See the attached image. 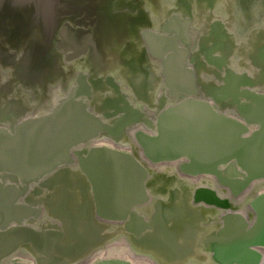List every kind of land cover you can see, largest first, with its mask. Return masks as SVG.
I'll return each mask as SVG.
<instances>
[{
	"label": "flooded vegetation",
	"instance_id": "af4514ba",
	"mask_svg": "<svg viewBox=\"0 0 264 264\" xmlns=\"http://www.w3.org/2000/svg\"><path fill=\"white\" fill-rule=\"evenodd\" d=\"M64 1L62 30L79 29L90 39L86 46L85 42L73 46L69 53L58 49L61 59L56 61H51L48 54L44 67H47L46 79L38 80L39 67L26 62L27 52L25 54L24 50L18 48V44L28 38L23 34L25 29L22 22L20 24V20L15 19L16 23H10L4 27L6 29L0 27V126H10L14 120L21 118L23 112L34 113L39 102L42 104H39L40 108L35 112H47L58 99L70 93H76L79 98L88 101L87 89L91 95L89 107L112 127L114 122L126 115L128 109L137 111L131 124L119 135L111 136L104 131L95 140L130 148L135 135L132 131L136 126L139 129H150L160 109L178 101L170 95L172 89L165 83L161 58L153 55L150 45L152 42L148 36L150 33L169 42L175 41L181 48L188 42L185 63L194 74L196 98L224 109L228 115L235 116L231 107L224 102L216 104L213 99L229 78H232L229 72L239 78L241 88L248 84L244 76L250 78L249 84L255 89L264 91V0H172L168 11L163 7V0ZM54 27L55 24L48 21L44 28L51 40ZM29 28L32 30L33 26ZM110 37L113 38L109 43L111 48L106 52L105 47ZM28 40L27 48L29 43L31 45L27 51H31L33 41ZM68 56L72 58L69 59ZM55 62L57 65H53ZM155 76L159 80L153 81L150 89V81L146 82V79L153 80L156 79ZM109 77L116 79L118 88L108 81ZM137 85L150 89L148 95L144 88ZM176 93L181 96L180 92ZM91 146L92 144L80 146L74 149V153L87 150ZM73 155L76 164L62 167L57 178L55 175L45 185L32 188L27 204L42 210V215L27 223L38 228L51 225L62 228V224L54 218L60 211V207L56 206H64V214L68 212L75 215L80 210L83 219L80 220L79 235L73 233V227L66 234L67 238L75 241L72 244L76 245V249L70 251L69 258H46V262L39 261L37 264H84L102 257L105 252L101 248L104 245L108 247V243L115 245L114 249L106 251L110 253L104 255L106 257H116L119 254L129 258L132 255H148L153 252L147 247H154L155 244L162 246L165 240L171 238L174 222L170 223V211L166 207L178 205L177 212H181L185 205L192 210L198 207L189 202L191 195H195L202 183L182 174L176 164H150L151 176L148 177L146 188L149 184L154 199L150 203L153 205H147L148 200L135 209L142 221L135 223L128 216L125 221L111 222L113 224L109 225L102 223L97 215L94 220L87 214L86 209L92 199L90 185L78 166V157ZM207 179L208 182L212 180L213 188L223 200L231 197L227 186L221 185L215 178ZM260 187L261 184H256L253 188L261 191ZM222 206L202 205L205 211L202 217L189 216L193 226L200 223L206 229L204 234L213 232L221 217L230 211ZM66 219L65 223L68 222L70 228V219ZM188 229H192L190 223L186 225V230ZM188 231L184 236L178 233V248L171 243L170 254H190L191 262L186 264H215L209 253L196 247L197 241L190 245L191 231ZM154 235L158 236L156 241L153 240ZM123 238L127 240L128 246L119 240ZM136 242H139L138 248L132 244ZM169 244L170 242L167 243ZM162 247L159 253L163 257L162 253L168 250ZM86 257L87 260L80 262Z\"/></svg>",
	"mask_w": 264,
	"mask_h": 264
},
{
	"label": "water",
	"instance_id": "95a60500",
	"mask_svg": "<svg viewBox=\"0 0 264 264\" xmlns=\"http://www.w3.org/2000/svg\"><path fill=\"white\" fill-rule=\"evenodd\" d=\"M64 3V0H0V27L18 19L25 29L23 34L33 41L31 51H27L31 43L24 49L25 61L39 67V81L48 54L51 61H56L58 49L69 53L73 46L84 42L86 46L90 39L79 29L62 30ZM48 21L55 24L52 40L44 30ZM148 36L154 57L162 60L165 83L172 89L170 95L178 101L161 108L150 129L135 133L133 152L92 145L74 153V149L92 144L104 131L111 136L119 135L137 115V111L128 109L112 127L89 107L91 95L87 89L88 101L70 93L58 99L47 112H35L42 104L39 102L34 113L23 112L10 126H0V264H25L19 259L23 254L32 257L34 264L46 258L65 259L76 249L72 244L75 241L66 234L72 227L74 234L79 233L83 219L80 210L75 215L68 212L65 215L62 212L65 207L57 205L60 211L54 218L63 227L38 228L28 223L39 219L42 210L27 204L32 188L45 185L55 175L57 178L62 167L76 164L73 154L90 185L92 199L86 206L87 214L93 219L97 215L102 223L125 221L128 216L135 223L142 221L135 209L150 199L146 188L149 173L142 156L155 163L179 161L181 170L189 175H213L234 196L253 182L264 180V91L255 89L249 84L250 78L244 76L248 84L241 88L239 78L229 72L232 78L213 101L227 103L235 115L230 116L224 109L196 98L194 74L185 63L188 42L181 48L175 41L161 39L154 33ZM155 78L146 79L150 81V89L153 81L159 80L158 76ZM108 81L119 87L113 77ZM141 85L137 86L148 95L150 89ZM222 205L228 206V202ZM248 208L246 213L230 212L221 217L218 227L201 240V248L208 250L214 262L261 263L264 192L254 196ZM67 217L70 228L65 223ZM126 263L109 260L96 264Z\"/></svg>",
	"mask_w": 264,
	"mask_h": 264
},
{
	"label": "bare ground",
	"instance_id": "6f19581e",
	"mask_svg": "<svg viewBox=\"0 0 264 264\" xmlns=\"http://www.w3.org/2000/svg\"><path fill=\"white\" fill-rule=\"evenodd\" d=\"M167 1L168 0H163L162 4L163 3L165 4V5L163 4V7L168 11V9H170V8L166 6V2ZM26 38L21 43L18 44V45H20L18 48H20L21 50H24L26 48V46H27V42L29 40H28V38L27 39ZM112 39L110 37L109 40H108V43H107L108 45L105 47V51L106 52H107V50H109L111 48L109 43H110V41ZM56 59H61V58H59V56H57ZM87 59H91V58H87ZM87 59H86V61H87ZM104 59L106 61H108L106 57H104ZM53 65H57L56 62ZM46 69H47V67L44 69V73H41V78L42 79L48 78ZM140 130L147 131L146 128L145 129H139L136 126L133 129L132 134L134 135L137 131H140ZM92 145L93 146L112 147V148H116V149H119V150H122V151H126V152H133V148H134V143H132L131 147L128 148V147L118 146L116 144H113L112 142L101 143L99 140L92 142ZM142 159H143L145 167L148 169V173H149V165L150 164H154V165L164 164V163L176 164V165H178L179 169L181 170L179 161L155 163V162L149 161L144 156H142ZM221 171L223 172L224 170L221 169ZM181 172H182V174L190 176L193 179L197 180L198 182H200V184L202 183V186L198 187V189L195 191V195H191V201L189 202V204L193 203V205L198 206V207L195 208L196 210L195 209L192 210L190 207H188V206L186 207V205H185V208H184V206H182L181 212H177L176 209L178 208V205L174 204L171 207H166L165 206L170 211V215H169L170 223L172 221L174 222V224H173L174 228L172 229V234L170 236L171 237L170 240H165L164 244L162 245V246H165L166 248H163L159 244H157V245L155 244V246L151 247V248L146 246L149 249V251L153 252V253H149L148 255H144V256H137V255L134 256V255H132L129 258L128 256H122L121 254H119L116 257H106L104 255L110 254L109 252H106V251H111L112 249H114V245H115V244L114 245H112V244L110 245V243H108L107 244L108 247H105L106 245H104L101 248L105 252V254L102 257H99V258H97L96 260H93V261H86V263H84V264H96V263L101 262V261H109V260H121V261L123 260V261L127 262L126 264H136V263H141V264H181V261L184 260L185 258H187L185 260V262H184V264H186L187 262H191V258H189L190 254H188V253H186V254L185 253H182V254H180V253L170 254V252H171L170 249H172V244L171 243L176 244L177 245L176 247L178 248V244H179L178 243L179 242V240H178L179 234L178 233H180L181 235L183 234L182 236H184V234L189 233L188 230H190L191 231V234H189L190 235V237H189L190 245L191 244H196V241H197L198 244H196L197 246L196 245L195 246L199 247L200 249H201V246H200L201 245L200 244L201 240L203 241L205 236H206V234H204L206 232V229L202 228L200 226L201 225L200 223H198L196 226H193L194 223H192L191 217H189V216L197 215L198 217H202V215L205 213L204 209L202 208V205L220 207L223 203H225V201L228 202V206H224L227 210H230L228 213H230V212L238 213V214H242V212L246 213L249 210L248 205H249V202L252 200V198L254 196H256L257 194L264 192V180L255 181L246 190H244L242 193H240V194H238L236 196L232 195V193H231V197L230 198H228L226 200H223L217 194L216 190L213 188L214 186L211 183L212 180L210 182L207 181L208 180L207 178H211L212 179V178H215V176L207 175V174L189 175V174L184 173L182 170H181ZM149 176H151L150 173H149ZM215 179L217 180V178H215ZM218 182L220 183V181H218ZM206 184L208 185V187H207ZM256 184H261V187H260L262 189L261 191L258 190L259 188L256 189V190L253 188V187H255ZM221 185H223V184H221ZM147 191H148V195L150 197L149 201L147 202V205H149L151 203V201H153V199H154L152 197V193H151V189H150L149 184L147 185ZM150 205H153V204H150ZM215 214H217V213H215ZM188 223H190V227L192 229L186 230V225ZM108 224L112 225L113 223H109L108 222ZM114 225H117V224H114ZM184 226H185V228H184ZM107 227H109V226H107ZM215 227H218V226H215ZM106 230H108V229L106 228ZM119 230H120V228H119ZM200 235H202L201 238H199ZM157 237H158L157 235H154L153 236V240L156 241L158 239ZM119 240L121 242L125 243V245H127V246L129 245V244H127V240L126 239L123 238L122 240L121 239H119ZM169 242H170L171 245L170 244L167 245V243H169ZM136 243H132V244H134V247L138 248L139 247V245H138L139 242H136ZM119 244H120V242H119ZM141 245H142V247L144 246L143 243H141ZM161 247L164 250H168L166 253H162L164 255L163 257L166 260L159 253V251L161 250ZM187 247H189V246H187ZM132 248H133V246H132ZM184 248H186V247H184ZM205 251L207 253H209L207 249ZM259 251L262 254V261H261L260 264H264V249H260ZM19 259L25 264H34L32 257H30L29 255H26V254L25 255L24 254L21 255V257L19 256ZM211 264H213V263H211ZM215 264H218V263L215 262Z\"/></svg>",
	"mask_w": 264,
	"mask_h": 264
},
{
	"label": "rangeland",
	"instance_id": "374dc122",
	"mask_svg": "<svg viewBox=\"0 0 264 264\" xmlns=\"http://www.w3.org/2000/svg\"><path fill=\"white\" fill-rule=\"evenodd\" d=\"M164 4V3H163ZM170 4H171V0H168L167 2H166V6L167 7H170ZM165 5V4H164Z\"/></svg>",
	"mask_w": 264,
	"mask_h": 264
}]
</instances>
